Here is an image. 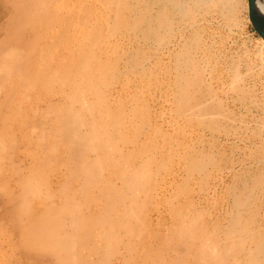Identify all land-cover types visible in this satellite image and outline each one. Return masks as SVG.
Here are the masks:
<instances>
[{"label":"bare ground","instance_id":"bare-ground-1","mask_svg":"<svg viewBox=\"0 0 264 264\" xmlns=\"http://www.w3.org/2000/svg\"><path fill=\"white\" fill-rule=\"evenodd\" d=\"M237 1L0 0V264H264V203L257 219L252 196L264 171L240 173L210 225L188 195L195 174L197 190L209 182L213 155L180 151L163 125L213 132L234 119L204 80L196 25L210 15L232 28ZM256 51L247 71L264 70ZM161 52L169 79L157 93ZM234 66L227 90L246 101L254 91ZM133 80L167 102L163 124Z\"/></svg>","mask_w":264,"mask_h":264},{"label":"rangeland","instance_id":"rangeland-1","mask_svg":"<svg viewBox=\"0 0 264 264\" xmlns=\"http://www.w3.org/2000/svg\"><path fill=\"white\" fill-rule=\"evenodd\" d=\"M238 2L240 3L242 2L243 4L241 3L240 5V3ZM246 7H247L246 0L237 1L236 9L238 8L237 10H240V11H237V10H236L237 12L235 11L236 12L235 14H237L238 12L239 13L237 15H234V23L236 21L235 24L237 26L239 25L238 26L239 28H236L237 26L235 24L233 25L232 28L231 26L227 27L223 24V21L219 17L217 16L211 17L210 15H206L205 17L200 19V21L196 25L198 29V33H199V38H200L199 40L200 47H202V49L204 48L202 54L204 55L206 53L204 56L202 54H199V58L200 56L201 57L203 56L204 59L202 60H200L201 58L199 59L198 57H196L201 62V63L199 62L200 65L205 68L204 80L207 83L209 80V84L211 83L210 86L212 85L213 89L217 91L218 97H219L218 99L222 102V106H224L223 109H225V112L233 113V114L231 113V116H232L231 118H234L235 120L232 119V122L227 121L225 122L227 123L225 125H224V122L223 123L221 122L222 124H220V128L216 129L218 131L213 130V132H211L212 130L210 131L207 129H203L202 127L195 126V124L188 125V124H185L184 122H180L182 125L180 129H182L183 131H178V132L172 131L171 127H168L166 125L167 123L163 124L164 121H162L163 119L168 118V115L166 114V111H165L168 105L167 102L164 103L163 99L158 97V94H153V93L151 94L150 91L146 87H144V82L142 83V80H135V81L133 80V82L130 83L131 92L133 93L137 92L136 88H139V94L141 95V99L143 103L149 106L150 113L152 115L154 124L156 123V120H157L158 123H162L164 127L170 132L169 134L171 136V140L177 143L175 144V148H176V145L179 144L178 149L181 151L182 148L190 146L196 150L202 151L203 153L209 154L210 156L213 155L211 156L213 158L212 164L209 167L210 169L208 168L207 170V172L210 173L209 179H208L209 182H207L208 187L202 181V184L203 183L205 184L203 185L204 188L203 190L201 189L202 191L198 189L199 190L198 192V190L196 189L198 188L197 184H199L200 180L203 179V175L195 174L194 175L195 178L193 177V180H192L194 182L190 183V186L193 188L192 189L193 193L191 195L190 194L188 195L189 196L188 198L190 200L193 199L192 200L193 206L190 207V210H193V211L200 210L203 213H205L204 219L206 221H209L208 224L210 225L212 224L211 222L224 218L225 212L226 210H228V207L231 204V198H232V193H230L231 190L232 189L234 190L235 188V191L238 192L236 189L241 190V188L243 187L244 182L236 181L238 175L245 170H248L250 174H255L256 171H259V170L261 172L264 171V135H263L264 125L262 124V126H260L261 128L259 129L257 135L253 131H251L255 127V124L253 123L256 122L257 118L259 119L260 117L259 120L261 119L264 120V113H263L264 105H261L262 104L261 101L264 100V96H263L264 95V74H262L264 73V70L255 69L257 67H255L254 69L250 71L246 70L249 64L251 68L259 64L257 61L258 55L256 53L257 52L256 49L258 50L259 48H261L262 49L261 52L264 54V47L260 46L261 38L253 30L249 20L247 19L248 14H247ZM1 9L2 8L0 7V10ZM2 13L5 14L4 12ZM236 17L237 19H235ZM191 31L192 30H188L186 32V35H188L189 32ZM255 46H257V48ZM163 53L164 52L158 53L156 56H154V53H152L153 58L151 57L153 62L155 61L156 63H158V68L156 70L157 72H155V77H154L155 79L154 78L152 79L154 86L157 87L156 89L157 93H159L160 91H162L163 88H165L166 81L169 79L167 75L163 74V70L164 68L168 67L170 59H169V56ZM235 53L238 54V56ZM256 55H257V58L255 57ZM206 57H209V58H206ZM233 59L237 60V66H238V67L234 66L233 69H237L239 71V76H241L240 79H243L242 82L243 81L245 82V83L244 82L242 83L240 80L241 87L242 88L245 87L243 88V90L247 89L246 91H248L249 93H252L253 91H254L253 93H255V94L252 93L248 95L247 97L244 96V99L247 98L245 99L246 101L242 100L241 93L236 92V93H239L240 95L239 97L238 94L236 93L233 94V91L227 90L228 84L231 81L230 75L228 73L229 66H230V63H232ZM238 61L240 63H238ZM245 65H246V68H245ZM208 67H210V69ZM251 71L253 73H251ZM246 73H248L250 77ZM244 76H246L247 78ZM243 84L245 86H242ZM239 98L242 101H240ZM252 98H255V99L251 100ZM163 103H164V110H163L164 112L162 113V116L159 117V112L161 110L160 107H162L163 109V106H162ZM157 109H160V110H157ZM261 116L263 118H261ZM239 122L240 124H238ZM229 123L230 124L232 123V124L230 125ZM248 123H250L249 124L250 126L247 125ZM243 125L246 129L243 127ZM228 126L229 128H227ZM248 128L249 130L252 128L250 130L251 132L248 130ZM25 145L28 146L27 143ZM255 151L259 152L260 154L259 158H255V154H256ZM260 157H262L263 159L260 160ZM256 159H259V161ZM220 166H222V168ZM217 169L219 170L217 171ZM263 176H264V173H263ZM195 184L197 185V187L195 186ZM263 186L264 184H262V186H260L259 188L258 187L253 188L254 190L252 192V196L256 200V206L258 207V214L256 216L257 219H260L262 216L261 206L264 203L263 202L264 201V189H263L264 187ZM261 197H262V200H261ZM184 200L185 199H180V202L184 204ZM169 222H170V218L167 216L165 225H168ZM161 231L162 233L165 232V230H161Z\"/></svg>","mask_w":264,"mask_h":264},{"label":"water","instance_id":"water-1","mask_svg":"<svg viewBox=\"0 0 264 264\" xmlns=\"http://www.w3.org/2000/svg\"><path fill=\"white\" fill-rule=\"evenodd\" d=\"M248 20L256 34L264 41V0H246Z\"/></svg>","mask_w":264,"mask_h":264}]
</instances>
